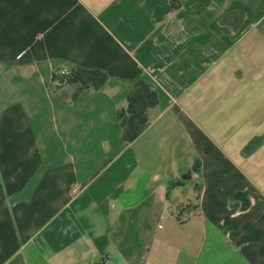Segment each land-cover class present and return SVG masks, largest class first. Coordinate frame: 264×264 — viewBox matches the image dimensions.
Instances as JSON below:
<instances>
[{"label": "crops", "instance_id": "crops-1", "mask_svg": "<svg viewBox=\"0 0 264 264\" xmlns=\"http://www.w3.org/2000/svg\"><path fill=\"white\" fill-rule=\"evenodd\" d=\"M0 264H264V0H0Z\"/></svg>", "mask_w": 264, "mask_h": 264}, {"label": "trees", "instance_id": "trees-1", "mask_svg": "<svg viewBox=\"0 0 264 264\" xmlns=\"http://www.w3.org/2000/svg\"><path fill=\"white\" fill-rule=\"evenodd\" d=\"M53 72L50 89L57 99L69 98L74 100L87 89L98 90L107 82L109 76L101 69H89L78 65ZM157 104L155 88L144 80H137L126 96V105L117 110L122 135L125 140L132 142L147 127L148 110Z\"/></svg>", "mask_w": 264, "mask_h": 264}, {"label": "built area", "instance_id": "built-area-1", "mask_svg": "<svg viewBox=\"0 0 264 264\" xmlns=\"http://www.w3.org/2000/svg\"><path fill=\"white\" fill-rule=\"evenodd\" d=\"M61 73H68L67 70L64 68Z\"/></svg>", "mask_w": 264, "mask_h": 264}]
</instances>
